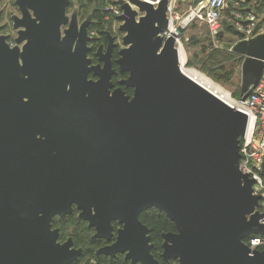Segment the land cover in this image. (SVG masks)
<instances>
[{
  "label": "water",
  "instance_id": "obj_1",
  "mask_svg": "<svg viewBox=\"0 0 264 264\" xmlns=\"http://www.w3.org/2000/svg\"><path fill=\"white\" fill-rule=\"evenodd\" d=\"M167 3L117 1L127 94L111 80L107 30L100 63L86 56L92 13L78 24L69 0H13V44L0 33V264L75 262L82 250L58 243L50 224L72 205L96 238L121 225L97 254L129 264H160L138 219L150 208L176 230L161 235L164 261L264 264L244 243L264 236L261 195L239 165L248 117L182 72L174 38L161 36ZM229 50L243 58L244 100L264 88V31Z\"/></svg>",
  "mask_w": 264,
  "mask_h": 264
},
{
  "label": "built area",
  "instance_id": "obj_2",
  "mask_svg": "<svg viewBox=\"0 0 264 264\" xmlns=\"http://www.w3.org/2000/svg\"><path fill=\"white\" fill-rule=\"evenodd\" d=\"M70 8L77 9L81 15L86 14L89 7L91 13L99 11L101 23L105 31L114 35L116 41L121 43L123 33L118 31L121 21L117 19L122 14V10L117 4L118 0H69ZM127 1V0H124ZM156 6L159 0H142ZM247 0H168L167 16L168 24L162 30L163 39L173 37L177 48L180 46L181 34H178L177 27L183 28V32L193 20L203 21L208 27L211 35L217 36L223 32V24L232 27L236 32V40H246L255 37L264 31V18H259L250 8L246 6ZM184 2L186 16L182 15L179 4ZM141 13L138 12L136 18ZM94 21V20H93ZM97 23V22H96ZM103 29V30H104ZM89 38H97L99 32L96 28H91L87 32ZM230 94V93H229ZM215 95V94H213ZM217 98L225 102L222 98ZM231 96L232 106L245 113L248 117L247 128L239 144V165L241 171L253 178V193L261 195L259 201V212L263 213L262 223H264V88L262 81L252 89L249 95L241 100L239 97ZM250 249L264 248V236L251 235L244 240Z\"/></svg>",
  "mask_w": 264,
  "mask_h": 264
},
{
  "label": "flooded vegetation",
  "instance_id": "obj_3",
  "mask_svg": "<svg viewBox=\"0 0 264 264\" xmlns=\"http://www.w3.org/2000/svg\"><path fill=\"white\" fill-rule=\"evenodd\" d=\"M74 10V8H70V6L67 9V13H71V11ZM77 10V9H76ZM91 13L89 7L86 9V14L85 15H81V13L77 10V19H78V24H80L86 17L87 15ZM93 13H92V17H91V21L89 26L87 27V32L89 31V29H91L92 27V22H93ZM13 29V28H12ZM1 32V30H0ZM13 32L16 33V30L13 29ZM111 34V33H110ZM111 36L113 37V44L114 46L111 48L110 54H109V59H110V63H111V67L113 69H115L116 73L112 75L111 80L114 84V87H118L120 86L123 90L125 89L124 86H121L118 84V81L122 78L126 77V73H121L119 72L118 68H117V64H116V59L118 58V51L121 49L122 44L118 43L114 37V35L111 34ZM14 37H12L9 34V39L8 42L12 45L13 43H11V41H13ZM108 45V40L106 38L105 35V29L101 30L97 36V38H91L89 39V41L87 42V46H88V50L86 52V56L91 60V64H98L100 63L99 60V56L97 55V52L100 51L101 54L105 53L106 48ZM88 78H91V75L89 74ZM38 137V136H37ZM150 209H147L143 212H141L138 215V219L139 221L145 225L148 228V235H149V243L152 244V247L150 248V253L152 255V257L157 260L160 264H177L176 260H167L164 261L161 258V253H162V248H161V243H162V237L161 235L164 233H174L176 232L175 227L173 225V223L164 215V217L172 224V228L166 230V231H161L159 233L160 236V250H158V245L155 244L154 240L152 239V229L151 226L149 224V222H142L140 220V216L142 214L147 213V215L151 218V220L153 221H157L160 222L161 220V216L158 213H151L153 212ZM155 209V208H154ZM159 211V210H158ZM78 210L75 208V205H72V211L70 214L65 215L63 217L59 216V215H55L53 216V218L51 219V229H57L58 230V237H57V242L58 243H63L65 241H67L68 238L71 239V247L73 248H80L82 250L81 255L79 256V258L73 262V263H79V264H92V262L95 264L94 259L93 258H85V251L86 250H91L92 254L95 258H104L107 260V262H111L112 264H129L128 261L124 260L123 258V254H119L116 253L112 258L109 257V255H104L102 253H98L97 251L104 247V246H108L112 243L113 239H114V235L116 234V230L118 228L121 227L120 224H118L117 222H112V232H113V237L111 238V240L106 241L104 239H100V238H96L94 237V229L89 227L87 225V222L79 219L78 218ZM83 238L86 239L87 241H83ZM79 241H83L84 246H81L78 244ZM96 243L95 246L90 247V245L88 246V243ZM258 251H264V248H260L257 249ZM71 263V264H73Z\"/></svg>",
  "mask_w": 264,
  "mask_h": 264
},
{
  "label": "rangeland",
  "instance_id": "obj_4",
  "mask_svg": "<svg viewBox=\"0 0 264 264\" xmlns=\"http://www.w3.org/2000/svg\"><path fill=\"white\" fill-rule=\"evenodd\" d=\"M262 3L264 5V2ZM184 7L185 8L180 9V13L186 16L189 11H186L187 8L185 5ZM0 10L2 11L0 18V25L2 28L0 33L5 35L10 34L12 37H15L16 33L13 32L10 17L12 14H18V12L15 5L13 4V0H0ZM222 33H224L223 37L221 39H218L217 36L211 35L208 27L203 21L195 19L188 25L183 35L181 36V44L178 47V50L180 49L183 53V68H193L194 70L204 75L206 78H209V80L214 84H218V86H220L222 90H226L230 93V95H232V97H234V92L237 90L239 91L240 89L239 63L232 61L225 62L218 58L219 61H221L224 65L225 73H228L224 76L225 78L221 80L214 78L211 73H209L204 67H202L200 63H198V60H201L203 59V57H205V54H202L201 51L207 46H210L213 49L229 51L230 47L234 43V40H236V37H234L232 33L227 31H224ZM11 43H13V41H11ZM190 60L192 64L188 65L187 62ZM217 72L219 73L220 71L217 70ZM92 264L94 263L92 262Z\"/></svg>",
  "mask_w": 264,
  "mask_h": 264
},
{
  "label": "trees",
  "instance_id": "obj_5",
  "mask_svg": "<svg viewBox=\"0 0 264 264\" xmlns=\"http://www.w3.org/2000/svg\"><path fill=\"white\" fill-rule=\"evenodd\" d=\"M198 1V0H196ZM94 20L92 22V27L91 28H96L98 30V32H100L101 30L104 29V25L100 24L101 23V14L99 11H93V19ZM97 22V23H96ZM100 22V23H99ZM223 28V32L227 31L232 33L234 36L236 35V32L233 30L232 27L228 26L227 24H223L222 26ZM184 33V32H183ZM182 33V35H183ZM224 33H220V37L219 35H217L218 39H221L223 37ZM202 54H205V57H203V59L198 60V63H200L202 65V67H204L209 73L212 74V76L218 80H221L223 78H225L224 76L228 73H225V68L224 65L221 61H219L218 58H220L221 60L227 62V61H232V62H237L239 64H241L242 62V56L231 52L230 50H219V49H213L210 46H207L206 48H204L202 51ZM209 52V53H207ZM207 53V54H206ZM196 57V56H195ZM187 64H192L191 60L187 62ZM217 70H219L220 72L218 73ZM224 72V73H222ZM126 91L127 94H131V89H124ZM239 91H235L233 96L235 98L238 97ZM153 212L151 213H158L162 218L160 222L157 221H153L151 220V218L147 215V213L142 214L140 216V220L142 222H149L151 229H152V239L154 240L155 244H160V236L159 233L161 231H166L170 228H172V224L164 217L163 212L158 211L157 209L152 208L151 209ZM83 241H87L86 239L83 238ZM83 241H79L78 244L81 246H84ZM96 243L92 242V243H88L87 245L90 247L95 246ZM158 250H160V245H158ZM85 258H93L95 264H112L111 262H107L106 259L104 258H95L92 254L91 250H86L85 251ZM73 264H79V263H73ZM120 264V263H119Z\"/></svg>",
  "mask_w": 264,
  "mask_h": 264
},
{
  "label": "bare ground",
  "instance_id": "obj_6",
  "mask_svg": "<svg viewBox=\"0 0 264 264\" xmlns=\"http://www.w3.org/2000/svg\"><path fill=\"white\" fill-rule=\"evenodd\" d=\"M178 55H179V61H180V68L187 77L192 79L194 82H196L198 85L206 89L208 92L215 94L219 96L220 98H222L225 102L232 104L231 96L229 92H227L226 90H222L220 86H218V84L217 85L216 83L214 84L213 82L209 80V78H206L204 75L194 70L193 68L192 69L183 68L182 64H183L184 57L180 49L178 50Z\"/></svg>",
  "mask_w": 264,
  "mask_h": 264
},
{
  "label": "crops",
  "instance_id": "obj_7",
  "mask_svg": "<svg viewBox=\"0 0 264 264\" xmlns=\"http://www.w3.org/2000/svg\"><path fill=\"white\" fill-rule=\"evenodd\" d=\"M264 0H247L246 1V6L248 8H250L259 18H264V5L263 3ZM184 2H181V4H179V9L181 8H185L184 7ZM186 6V5H185ZM261 6V9H260Z\"/></svg>",
  "mask_w": 264,
  "mask_h": 264
}]
</instances>
